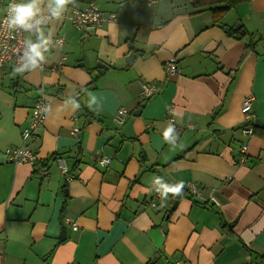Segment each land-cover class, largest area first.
Here are the masks:
<instances>
[{
    "label": "crops",
    "instance_id": "crops-1",
    "mask_svg": "<svg viewBox=\"0 0 264 264\" xmlns=\"http://www.w3.org/2000/svg\"><path fill=\"white\" fill-rule=\"evenodd\" d=\"M95 2L117 19L88 31L54 19L44 31L65 35L47 53L66 56L60 71L0 70V264H264V125L254 124L264 122V0L238 2L220 22L208 9L191 13L190 0ZM172 56L178 73L166 70ZM144 82L157 93L143 97ZM43 89L46 118L29 144L46 176L6 153L22 144ZM249 96L253 135L241 130ZM121 107L129 113L118 125ZM103 155L109 165L96 162ZM178 182L219 203L189 192L150 203Z\"/></svg>",
    "mask_w": 264,
    "mask_h": 264
},
{
    "label": "built area",
    "instance_id": "built-area-1",
    "mask_svg": "<svg viewBox=\"0 0 264 264\" xmlns=\"http://www.w3.org/2000/svg\"><path fill=\"white\" fill-rule=\"evenodd\" d=\"M13 0H0V6L5 8V12L0 19V70L5 69L7 67H21L25 60L22 59L24 57L25 51L28 50L29 45L26 40L30 37L32 43L37 42V35L30 34L36 33L37 26H34L31 30H25L21 28H17L16 30L8 29L4 25V20L7 16V8ZM15 2L19 3L20 0H15ZM27 2V0H25ZM41 7H45L41 5ZM54 7V5H53ZM51 16V12L47 11L45 8L44 19L39 25L43 31L49 28L51 22L54 20H49L47 17ZM37 18H40L39 16ZM60 19H67L70 21L71 25L79 30L88 31L90 29L97 28L104 23H109L115 21L117 19L116 12L114 11H104L101 9L98 4L94 2H90L85 4L84 6L77 7L71 4L66 6L64 13L62 14ZM45 37H48L49 34H44ZM66 43V38L64 34H51L50 45L48 51L44 53L45 60L42 62L41 67H37L35 70L39 71H60L63 68L66 56L63 55L61 59L56 62H51L47 56V53L51 52V50L56 46L62 49ZM32 70V69H25ZM24 70V71H25ZM166 70L170 73H178L179 67L177 65L176 56H172L166 63ZM157 85L153 82H144L142 84V95L143 97H149L157 93ZM253 100L254 96H249L245 98L242 111L245 114L246 119H248V124L244 125L241 128L242 132L246 135H253L255 130L254 126L249 125L251 122L254 111H253ZM48 100L46 97V91L43 89V93L38 96L36 99L34 106L32 107L29 122L27 126L22 129V144L18 146H12L7 148L6 153L11 161L18 163H31L33 164L37 171L41 176L48 175V168L41 164L38 160V156L36 151L30 146L29 142L32 140L37 130L43 124L46 114H47ZM129 111L125 107H121L118 109L114 116V121L116 124L120 125L126 121V116ZM73 132H79V127L73 128ZM248 145L243 144L241 147V155L239 157V162L244 163L246 158ZM96 162L106 166L109 165L112 161V157L110 156H96ZM56 161L58 163L61 171L67 175V178H74V173L69 169L67 159L63 156H56ZM188 189L189 193L202 201H213L216 204L219 203L218 198L213 194H205L203 188L194 182H190L185 185ZM175 193L173 192H165L163 187H159L153 194V197L150 200V203L153 206L157 205V199L165 196H172ZM174 264H185L183 259H178Z\"/></svg>",
    "mask_w": 264,
    "mask_h": 264
},
{
    "label": "clouds",
    "instance_id": "clouds-1",
    "mask_svg": "<svg viewBox=\"0 0 264 264\" xmlns=\"http://www.w3.org/2000/svg\"><path fill=\"white\" fill-rule=\"evenodd\" d=\"M53 0H49V5L41 7L44 4V0H20L19 3L13 0L12 3L8 5L7 16L4 20V25L8 29L16 30L17 28L31 30L34 26H37L36 34L37 42L32 43L29 37L26 42L29 45L28 50L25 51L24 57L25 63L21 67L15 68L17 72H23L25 69L35 70L37 67H41L42 62L45 60L44 53L48 51L51 33L48 37L44 36V31L39 28L43 19L45 8L47 11L51 12V16L47 17L49 20L60 19L64 13L66 6L70 3L75 4V0H54V7L51 6ZM40 18H37V17ZM173 132V128L170 126L165 132L167 137ZM165 192L180 193L184 187L182 182H178L174 185H163Z\"/></svg>",
    "mask_w": 264,
    "mask_h": 264
},
{
    "label": "trees",
    "instance_id": "trees-1",
    "mask_svg": "<svg viewBox=\"0 0 264 264\" xmlns=\"http://www.w3.org/2000/svg\"><path fill=\"white\" fill-rule=\"evenodd\" d=\"M98 0H75L76 3H90ZM240 1H246V0H190L191 5L194 7V10L191 13H197L200 11H203L204 9H208L212 11L214 19L216 22H220L224 14L230 10L232 7H234L238 2ZM71 5L75 6L74 4L70 3ZM233 34H236V32H232ZM94 80L92 79L91 82L83 86V89H90L94 87ZM220 108H218L215 111V114ZM244 127V125L241 126V128ZM257 128L254 127V130ZM56 159V158H55ZM171 186V185H170ZM182 192H189L188 189L184 186L182 191L180 193H175L174 197L178 198ZM192 196V195H191ZM193 197V196H192ZM199 203V201H196Z\"/></svg>",
    "mask_w": 264,
    "mask_h": 264
},
{
    "label": "water",
    "instance_id": "water-1",
    "mask_svg": "<svg viewBox=\"0 0 264 264\" xmlns=\"http://www.w3.org/2000/svg\"><path fill=\"white\" fill-rule=\"evenodd\" d=\"M241 27V24H237L234 29L237 30ZM230 27H227L226 29L228 30ZM130 47H133V45H131ZM136 53L135 52H131L128 56H127V60L129 63H132L133 59L136 57ZM100 71L104 72V68H106V65L103 63H100L99 65ZM245 124H248V121L245 122ZM256 126H263L264 122L260 119H256L255 123ZM177 202H175V205L173 207H176ZM169 217V214H167V218ZM167 220L163 223V227L166 229L167 228ZM64 232V231H63ZM65 236H60V238H64Z\"/></svg>",
    "mask_w": 264,
    "mask_h": 264
},
{
    "label": "rangeland",
    "instance_id": "rangeland-1",
    "mask_svg": "<svg viewBox=\"0 0 264 264\" xmlns=\"http://www.w3.org/2000/svg\"><path fill=\"white\" fill-rule=\"evenodd\" d=\"M54 1V0H53ZM44 3H49V0H44ZM100 5H101V3H100ZM68 50L70 51V57H69V59H70V61L71 60H75L76 58H75V56H76V53H74V47H70V48H68ZM88 56H90V54L88 55ZM245 125V124H244Z\"/></svg>",
    "mask_w": 264,
    "mask_h": 264
}]
</instances>
